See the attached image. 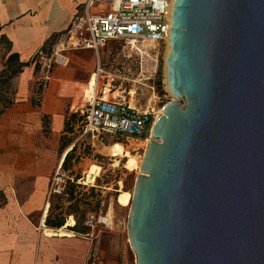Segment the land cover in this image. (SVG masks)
I'll use <instances>...</instances> for the list:
<instances>
[{
  "label": "water",
  "instance_id": "water-1",
  "mask_svg": "<svg viewBox=\"0 0 264 264\" xmlns=\"http://www.w3.org/2000/svg\"><path fill=\"white\" fill-rule=\"evenodd\" d=\"M165 80L128 208L135 264H264V0H173Z\"/></svg>",
  "mask_w": 264,
  "mask_h": 264
},
{
  "label": "crops",
  "instance_id": "crops-1",
  "mask_svg": "<svg viewBox=\"0 0 264 264\" xmlns=\"http://www.w3.org/2000/svg\"><path fill=\"white\" fill-rule=\"evenodd\" d=\"M88 1L0 0V39L7 43L4 60L17 55L20 63L30 65ZM96 8L95 4L91 11ZM35 80L39 79L32 66L13 79L15 100L0 116V264H84L87 244L76 237H50L44 230L56 233L63 226L49 228L43 218L56 170L54 141L65 134V123L75 111L74 79L64 67H56L37 93ZM45 118L49 137L42 133Z\"/></svg>",
  "mask_w": 264,
  "mask_h": 264
},
{
  "label": "rangeland",
  "instance_id": "rangeland-1",
  "mask_svg": "<svg viewBox=\"0 0 264 264\" xmlns=\"http://www.w3.org/2000/svg\"><path fill=\"white\" fill-rule=\"evenodd\" d=\"M141 46L148 47L149 59H144L141 53L129 52L125 43L117 42L108 43L98 53L72 51L67 55L69 62L64 69L74 79L75 111L73 118L67 120L70 125L64 129L65 134L55 138L56 170L49 187L54 188V180H58L60 189L64 190L50 196L47 201L49 206H46L43 213L45 221L61 218L64 223L56 233L45 230L44 233H48L50 237H76L86 243L87 256L84 264H135L127 237V215L150 130L140 138L117 142L108 137L96 140L83 135V118L76 109L83 105L82 92L90 86L92 75L99 65L105 72L119 77L118 81L122 86L115 96L126 97L129 93L137 107L153 110L157 119L162 108L173 101L165 80L166 46H151L146 43ZM48 47L46 46L47 50ZM6 48L7 43L0 39L1 65L5 63ZM29 66L33 67V75L39 79L33 83V91L40 92L49 80L43 81L42 72L34 59ZM56 67L51 69L50 79ZM12 82L13 79L0 88V106L3 104L2 100L14 102ZM179 102L183 104V101ZM42 128L43 136L49 137L46 118L42 119ZM67 154L69 158L62 167ZM104 217L109 218L112 226L98 223V219ZM32 221L37 222L36 217Z\"/></svg>",
  "mask_w": 264,
  "mask_h": 264
},
{
  "label": "built area",
  "instance_id": "built-area-1",
  "mask_svg": "<svg viewBox=\"0 0 264 264\" xmlns=\"http://www.w3.org/2000/svg\"><path fill=\"white\" fill-rule=\"evenodd\" d=\"M95 4L96 10L91 11ZM172 5L173 0H89L48 50L42 48L34 55L43 81L50 79L53 67L68 65L67 55L72 51L98 53L112 42L125 43L129 52L137 54L140 51L131 43L166 46ZM94 75L92 92L89 95L83 90V105L76 109L83 118V135L96 140L108 137L117 142L147 133L156 121L154 111L137 107L129 93L126 97L115 96L122 86L117 75L105 72L99 65ZM54 182L48 199L64 190L60 189L58 180ZM98 223L112 226L108 217L99 218Z\"/></svg>",
  "mask_w": 264,
  "mask_h": 264
},
{
  "label": "trees",
  "instance_id": "trees-1",
  "mask_svg": "<svg viewBox=\"0 0 264 264\" xmlns=\"http://www.w3.org/2000/svg\"><path fill=\"white\" fill-rule=\"evenodd\" d=\"M28 63H20L18 60L17 55H10L7 60L5 61L3 65V70L0 72V88H2L5 84H7L9 81L17 77L19 74L22 73V70L26 67H28ZM3 104L0 106V116L3 114V112L9 108L13 102L10 100H2ZM74 114H72L69 118H73ZM69 120V119H68ZM69 121H66L65 128L69 127ZM69 158V154L66 155L62 167L65 166L67 160ZM0 201L2 202L3 199L0 195ZM63 219L58 218L55 221H49V219H46L45 225L52 229H59L63 226Z\"/></svg>",
  "mask_w": 264,
  "mask_h": 264
},
{
  "label": "bare ground",
  "instance_id": "bare-ground-1",
  "mask_svg": "<svg viewBox=\"0 0 264 264\" xmlns=\"http://www.w3.org/2000/svg\"><path fill=\"white\" fill-rule=\"evenodd\" d=\"M134 47H136L139 51H140V53L143 55L142 57L145 59V58H147V59H149L150 58V56H149V54H148V47L147 46H141V45H137L136 43H131ZM145 44V43H144ZM147 44V43H146ZM149 45H151L152 46V44H149ZM168 51H169V39H168V41H167V44H166V47H165V53H164V57H165V60H166V57H167V54H168ZM93 76V78H92V80L90 81V86L87 88V90H86V93L87 94H89L90 95V93L92 92V89H93V87H94V85H95V75L93 74L92 75ZM162 114H161V111H160V113L158 114V117H157V119L161 116ZM156 119V120H157ZM155 123V122H154ZM154 123H153V125H154ZM153 125L151 126V128H150V131H149V136H148V138H147V140H146V142H145V145H148L149 144V142L148 141H150L151 140V138H150V135H151V131H152V127H153ZM144 145V146H145ZM127 148V147H126ZM141 165V164H140ZM60 167L61 166H59L58 168L60 169ZM91 179V178H90ZM89 179V180H90ZM131 199H132V196H131ZM49 206V203H47L46 205H45V208H46V206Z\"/></svg>",
  "mask_w": 264,
  "mask_h": 264
}]
</instances>
